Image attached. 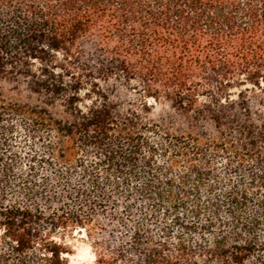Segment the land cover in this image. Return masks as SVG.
Instances as JSON below:
<instances>
[{"label": "trees", "instance_id": "trees-1", "mask_svg": "<svg viewBox=\"0 0 264 264\" xmlns=\"http://www.w3.org/2000/svg\"><path fill=\"white\" fill-rule=\"evenodd\" d=\"M74 232L88 264H264V0H0V264Z\"/></svg>", "mask_w": 264, "mask_h": 264}, {"label": "rangeland", "instance_id": "rangeland-1", "mask_svg": "<svg viewBox=\"0 0 264 264\" xmlns=\"http://www.w3.org/2000/svg\"><path fill=\"white\" fill-rule=\"evenodd\" d=\"M161 109L162 106L156 104L153 113L158 114ZM66 241L70 249V252L66 256L72 264H88L92 262L93 254L91 249L80 233L74 232L66 238Z\"/></svg>", "mask_w": 264, "mask_h": 264}]
</instances>
